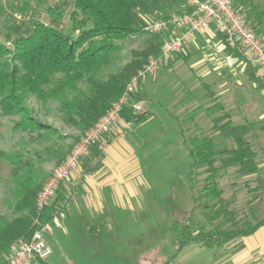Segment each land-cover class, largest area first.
I'll return each instance as SVG.
<instances>
[{"label":"trees","instance_id":"obj_1","mask_svg":"<svg viewBox=\"0 0 264 264\" xmlns=\"http://www.w3.org/2000/svg\"><path fill=\"white\" fill-rule=\"evenodd\" d=\"M34 1L40 6L46 5L50 21L35 22L24 33L20 32L19 26H13L17 37L12 45L0 42V112L4 117H20L13 131L29 133L31 141H53V137L60 139L58 131L36 120L28 103L30 98L34 97L43 104L57 102L65 125L81 132L89 130L122 96L131 79L149 60L159 58L164 40L159 35H147L146 46L142 50H133L130 62L104 79L105 69L115 62L123 49L121 42L146 34L145 13L160 7L173 9L180 0H71L70 8H66L67 0H59L62 2L54 5L49 4L50 0ZM243 4L248 6L249 0H244ZM23 6L21 12L27 11L30 3L25 2ZM247 15L254 29L261 30L264 35V9L251 3ZM218 36L227 54L238 56L245 62L248 79L260 89L264 88L263 81L257 77L256 67L246 61L239 49L231 48L224 35L219 33ZM203 87L215 102L213 112L221 113L212 118L214 131L233 144L221 147L211 136L188 134L190 128L186 129L187 133L182 130L183 145L192 159L191 171L203 175L198 200L212 228L195 227L190 220L176 222L172 228L175 235L172 241L177 252L191 245L222 248L252 236L264 227V218L258 220L255 210L264 195V178L260 176L256 151L248 139L256 124L235 123L219 102L220 98L209 86L204 84ZM137 98L140 100L139 95ZM193 99L194 95H191L183 104ZM201 109L199 106L194 113ZM123 116L132 123L147 120L146 112L134 114L126 110ZM34 133L36 138H32ZM57 147V142L53 141L38 150L22 140L11 151L0 150V182L4 179L3 168H6L7 179L15 185L12 195L15 217L9 220L0 215V264H8L7 255L16 241L43 230L58 216L54 202L40 212L35 206L36 196L47 177L39 166L44 161L43 156L54 155L58 163L65 159V153H60ZM103 157L104 152L96 144L81 167L86 172L98 170ZM230 171L243 178L255 176L254 185L246 184L250 196L249 214L241 216L234 201L225 197L221 179L223 173ZM174 257L164 264H173Z\"/></svg>","mask_w":264,"mask_h":264},{"label":"rangeland","instance_id":"obj_2","mask_svg":"<svg viewBox=\"0 0 264 264\" xmlns=\"http://www.w3.org/2000/svg\"><path fill=\"white\" fill-rule=\"evenodd\" d=\"M58 1L50 0L49 4L62 2ZM67 1L66 8H70L71 0ZM25 2H29L30 7L27 11L21 12L20 9ZM251 3L264 9V0H249V5L245 6L244 10L248 19L247 11ZM183 4L180 0L173 9L177 10L176 12H183L185 11ZM152 17L162 18L155 15ZM49 21L46 5L40 6L37 1L0 0V42L3 44L11 46L17 37L13 26H19L20 32L24 33V30L31 28L35 22ZM255 32L264 39L261 30ZM147 38L145 34L122 41L123 49L118 53L115 62L105 69L103 78L107 79L129 63L132 51L142 50L146 46ZM209 44L207 52L200 56L199 62L203 65L198 64L196 66L198 69H191L187 56L180 54L183 56L179 59L175 56L168 63L161 64L155 74L149 75L142 85L141 102L144 112L147 113V120L133 123L127 136L140 167L137 178L138 200L132 202L131 208L116 207L112 211L107 210L96 215H89L77 209L73 203L61 204L62 214L52 220L50 227H46L43 232L49 239L53 251L46 264H164L167 259L174 256L173 264L213 263L207 255L208 250L212 249H200L196 245H191L182 252H177V246L172 241L175 236L172 228L176 222L180 224L190 220V224L195 227H205L207 230L212 228V224L206 220V211L198 200L199 191L203 186V175L191 171L192 159L182 145V130L187 133L186 129L190 128L188 134L211 136L221 147H230L233 144L231 140L216 133L212 125V118L221 113L213 112L215 102L207 96L203 85L209 86L217 93L216 85L219 83H216L214 78L217 73L208 75L205 73L213 68L212 62L209 61L213 55L223 62L227 53L224 49H217L213 43ZM229 71L232 74L228 72L225 74L232 78V81H228L230 91L220 96L219 102L230 113L235 123L256 124L248 139L256 151V161L261 169L260 176L264 178V92L248 81L244 63L229 68ZM191 95H194V99L183 104ZM238 98L239 101L243 100V104L237 102ZM28 103L34 110L37 121L58 131L60 139L53 137V141L57 142L59 152L65 153L66 159L84 132L63 123L57 102L43 104L31 97ZM199 106L203 109L195 114L194 111ZM207 108L210 110H206ZM192 116L195 117L190 119ZM19 121L20 117H4L0 112V150L11 151L22 140L38 150L52 144L53 141L41 139L31 141L29 133L22 130L13 131V127ZM36 137L37 134L34 133L32 138ZM43 159L39 166L47 175L46 179L65 160L58 163L54 155H44ZM7 174V169L3 168L4 179L0 182V215L12 220L15 217L13 213L15 201L12 196L15 185L7 179ZM254 179L255 176L243 178L232 171L222 174L221 184L225 197L234 201L241 216L250 212L248 205L250 196L246 184L250 182L254 185ZM255 210L257 219H263L264 195L257 202ZM97 220L108 223L106 225L101 223L105 226H101L102 234L118 235L123 242L116 244V247L102 243L97 246L99 251L96 252L91 249L95 247L94 244H86L82 238L87 224ZM113 221L117 223L113 225ZM117 248H121V251ZM108 250L114 253L110 254ZM117 251L122 252L120 256Z\"/></svg>","mask_w":264,"mask_h":264},{"label":"built area","instance_id":"obj_3","mask_svg":"<svg viewBox=\"0 0 264 264\" xmlns=\"http://www.w3.org/2000/svg\"><path fill=\"white\" fill-rule=\"evenodd\" d=\"M186 10L168 17L145 20L144 32L159 35L164 42L159 58L150 59L129 82L122 96L113 103L100 120L85 131L79 142L72 148L62 164L46 179L35 200L37 211L51 206L62 186L72 185L74 176L81 168L83 160L114 128L123 123L127 128L132 122L124 119L126 110L142 114L144 106L137 98L138 89L149 75L155 74L161 64L168 63L190 46L197 36L211 30L224 35L231 48L243 53L246 61L256 67L257 76L264 84V39L257 35L252 22L244 13V0H182ZM225 65L234 68L245 62L238 56H225ZM43 230H38L29 238L16 241L9 250L8 264H41L50 255L51 249L43 238Z\"/></svg>","mask_w":264,"mask_h":264},{"label":"crops","instance_id":"obj_4","mask_svg":"<svg viewBox=\"0 0 264 264\" xmlns=\"http://www.w3.org/2000/svg\"><path fill=\"white\" fill-rule=\"evenodd\" d=\"M184 10H186L185 6ZM176 11L177 10L172 8L166 9L160 7L151 13H145L143 17L145 20H148L154 15L164 17L166 15L169 16L171 14H175ZM207 39H209L210 42L217 47V49H224L226 51V47L219 38L217 32L211 30L197 36L192 44L186 47L181 53L184 56H187L186 59L188 60L191 69H198L196 67L198 64L199 66L203 65L199 61L201 54H205L209 48L208 46L210 45V42H208ZM181 56L179 54L176 57L179 59ZM212 57L213 58H210L209 61L212 62L211 65L214 70H212V68L211 70L213 72L209 70L208 73H205V75L214 72L217 73L214 76L216 80H214L219 84L216 85L217 93L215 94L220 98V96L230 91V84L228 81H232L230 75L225 74V72L230 74L232 73L225 65V61H220L221 59L215 58V55ZM248 81L251 82L249 79ZM142 85L143 84H141L138 89L140 100L143 87ZM253 85L260 89L255 83H253ZM260 90L264 92V88ZM237 102L243 104V100L239 101V98ZM130 130L131 128H127L123 123L114 128L111 134L106 136L98 144L100 149L104 152L101 167L98 170L91 172H86L81 167L74 176V183L60 188L54 200V204H56L58 208V216L62 214L61 204L71 205L73 203L77 209L85 211L89 215H96V213L101 214L107 210L112 211L116 209V207L131 208L132 202L138 200L139 192L137 188V178L140 173V167L133 148L127 139L128 132ZM183 147L185 148L184 145ZM64 207H67V205H64ZM50 223L46 227H50ZM101 223H104L105 225L108 224L107 221L102 222V220L89 222L85 227V234L82 238L86 244H94L95 247L91 249L95 252L99 251L98 247L102 243H109L116 247V244H121L123 242V239L118 235L102 234L103 230L101 228L103 227L101 226L104 225ZM116 223L117 221L112 222L113 225ZM43 238L46 245L51 249L52 253L50 256H52L53 251L51 243L46 236L43 235ZM199 248L203 249V247ZM109 251L110 250H108V252ZM118 251H121V248ZM118 251L117 253H119L120 256L122 252L120 253ZM208 251L209 252L207 253L209 254L207 255H209V258L213 261L212 264H264V227L259 229L252 236L239 239L236 242L222 248H215V250L212 249ZM109 253L112 254L114 251ZM46 260L42 263L46 264Z\"/></svg>","mask_w":264,"mask_h":264}]
</instances>
